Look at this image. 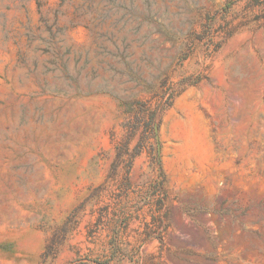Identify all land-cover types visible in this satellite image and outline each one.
Masks as SVG:
<instances>
[{"label":"rangeland","instance_id":"obj_1","mask_svg":"<svg viewBox=\"0 0 264 264\" xmlns=\"http://www.w3.org/2000/svg\"><path fill=\"white\" fill-rule=\"evenodd\" d=\"M0 264H264V0H0Z\"/></svg>","mask_w":264,"mask_h":264}]
</instances>
